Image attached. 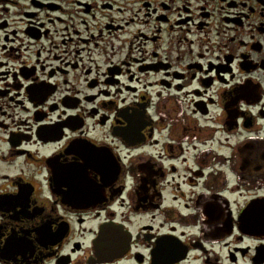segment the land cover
Wrapping results in <instances>:
<instances>
[{
  "label": "flooded vegetation",
  "instance_id": "af4514ba",
  "mask_svg": "<svg viewBox=\"0 0 264 264\" xmlns=\"http://www.w3.org/2000/svg\"><path fill=\"white\" fill-rule=\"evenodd\" d=\"M0 6V264H264V0Z\"/></svg>",
  "mask_w": 264,
  "mask_h": 264
},
{
  "label": "rangeland",
  "instance_id": "374dc122",
  "mask_svg": "<svg viewBox=\"0 0 264 264\" xmlns=\"http://www.w3.org/2000/svg\"><path fill=\"white\" fill-rule=\"evenodd\" d=\"M5 8H6L5 6H0V11L3 10V9H5ZM8 11H9V16H11L13 13L16 12V9H14V8L13 9L12 8L10 9L9 8ZM5 19H6V16H3V17L0 18V21L1 20H5Z\"/></svg>",
  "mask_w": 264,
  "mask_h": 264
}]
</instances>
